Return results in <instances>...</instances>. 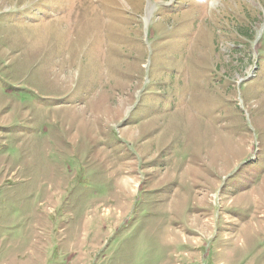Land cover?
Segmentation results:
<instances>
[{
  "label": "rangeland",
  "instance_id": "374dc122",
  "mask_svg": "<svg viewBox=\"0 0 264 264\" xmlns=\"http://www.w3.org/2000/svg\"><path fill=\"white\" fill-rule=\"evenodd\" d=\"M0 264H264V0H0Z\"/></svg>",
  "mask_w": 264,
  "mask_h": 264
}]
</instances>
